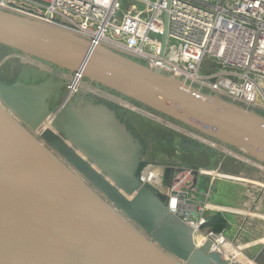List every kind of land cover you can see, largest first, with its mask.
<instances>
[{"label": "water", "instance_id": "water-1", "mask_svg": "<svg viewBox=\"0 0 264 264\" xmlns=\"http://www.w3.org/2000/svg\"><path fill=\"white\" fill-rule=\"evenodd\" d=\"M165 40L166 34L160 54ZM0 46L46 72L37 82L0 80V264H229L210 240L196 246L192 230L168 212L163 197L139 183L145 146L106 99L94 103L91 85L166 119L200 145L196 150L213 153L217 164L247 159L258 170L264 169L263 109L3 7ZM66 77L90 91L78 89L66 105L50 110L56 91L70 82ZM48 119L40 137L71 166L33 133ZM169 165L166 182L174 173ZM212 191L213 199L216 187Z\"/></svg>", "mask_w": 264, "mask_h": 264}, {"label": "built area", "instance_id": "built-area-1", "mask_svg": "<svg viewBox=\"0 0 264 264\" xmlns=\"http://www.w3.org/2000/svg\"><path fill=\"white\" fill-rule=\"evenodd\" d=\"M0 7L143 56L154 66L167 67L264 110V0H0ZM164 34L165 46L160 54ZM74 79L82 82L72 77L67 85L70 95L80 86L75 87ZM222 162L213 169H196L179 163L148 161L140 172L139 183L151 185L163 197L168 212L192 230L196 246L203 243L198 245L196 241L200 235L204 241H211L212 251L216 242L220 252L230 256V249L242 253L259 243L264 249V238L257 239L244 220L234 239L226 237L228 226L218 232L205 227L212 214H221L230 225L224 212L211 202ZM166 165L174 170L171 181L177 178V184L164 180ZM154 168L158 170L156 173L152 171ZM182 171L189 178L192 176L195 191L199 178H207L201 194L203 201L180 190V185L189 179ZM239 177L252 184L258 178L249 171L241 172ZM260 180L264 188L263 177ZM261 217L257 211L250 212L251 219ZM243 231L251 233L249 239H241ZM220 252L217 253L221 256Z\"/></svg>", "mask_w": 264, "mask_h": 264}, {"label": "rangeland", "instance_id": "rangeland-1", "mask_svg": "<svg viewBox=\"0 0 264 264\" xmlns=\"http://www.w3.org/2000/svg\"><path fill=\"white\" fill-rule=\"evenodd\" d=\"M13 53V54H12ZM8 54L15 55L17 54L15 51L3 47H0V59L4 61L6 65H8L9 69H12L13 67L20 65L19 62L12 60V59H4ZM34 72V70L32 69ZM26 83V82H24ZM59 98V95L55 97V102H57ZM112 106H115V104L111 103ZM118 109V112L120 110H123V108H120L119 106H116ZM135 108V107H134ZM137 108V107H136ZM141 109V108H138ZM143 111L148 112L149 114L160 117L150 111H147L146 109L142 108ZM121 112V111H120ZM162 118V117H160ZM130 121L127 123L128 127L131 129L132 133L142 140L145 146L144 150V159L147 161H158L162 164H174L176 162H179V164L186 166V167H192L190 165H194L196 169L203 168V166L206 167H215L217 165V162L213 155L211 154H177L178 151L180 152V146L179 143L182 141V139H188L185 134H183L180 131H177L170 127L167 124V120L162 118L161 121H158L156 119L146 117L140 113L135 112L133 109L130 112ZM123 121V120H122ZM183 128V127H181ZM184 130L188 131V129L183 128ZM227 150V149H226ZM239 166V167H238ZM240 167L245 170L249 171V174H256L261 175V171L258 170L257 167L250 165L249 163H246L245 161H240L239 159L235 158H225V160L222 162L221 170H228L229 172H233L237 169H240ZM223 168V169H222ZM264 171V169H263ZM185 172L182 171V174L184 177H188V175L184 174ZM264 179V175H262ZM189 178V177H188ZM192 176L185 182L180 185V190L187 192L189 195H193L197 201H203V196L201 195L205 188H206V180L205 177H200L197 183V191L193 190L194 184L193 180H191ZM177 183V180L175 179V182ZM214 187L217 189V193L214 194V198L211 200L212 203L215 204H223V205H234L233 198H231V193L234 189V185H232L230 182H227L225 180H218L214 182ZM262 217L260 219H254L255 223L259 225L260 230L256 234V237L258 238H264V214H261ZM227 220H230L231 222H235L236 224H231L228 226V230L226 233V237L228 239H234L238 227L242 224V221L235 218L236 216L233 215H227ZM253 223V224H255ZM207 227V225L205 226ZM248 227V226H247ZM208 228V227H207ZM242 233V240H247L250 238L249 232L243 231ZM260 244V243H259ZM253 246L252 248L244 249L241 255L244 257L245 262L249 263L253 260L257 259L258 261H261L264 264V250H262L260 245ZM234 251H232L231 255Z\"/></svg>", "mask_w": 264, "mask_h": 264}, {"label": "flooded vegetation", "instance_id": "flooded-vegetation-1", "mask_svg": "<svg viewBox=\"0 0 264 264\" xmlns=\"http://www.w3.org/2000/svg\"><path fill=\"white\" fill-rule=\"evenodd\" d=\"M12 54L11 55L8 54L4 59L10 58L12 60L19 62L20 65H17L15 67H13L12 69H9L8 65H6L2 59H0V80L3 81L4 83H12L17 79H19L22 82H26V83L37 82L38 80H41L46 76V72L44 70L39 71V69L37 68L38 64H35V66L32 64H28L25 61H23V59L20 55H18V54L12 55ZM32 69L34 70V72L32 71ZM91 86L94 87L90 92L93 95V97L96 98V100L94 101L95 104L98 102H102L103 100L106 99V102H108L107 105L110 108H113V107L117 108L116 106H112V104L110 103V102H114L113 98H112L113 93L106 90L105 88H101L100 86H96V85H91ZM57 95H59V98H58L57 102L53 103L55 101V97ZM72 96H74V95H70L68 90H67V84L66 83L63 84L62 87L56 91V93L52 99V102L49 105L50 110L52 108H54L56 105L62 106L65 103L67 104V102L72 99ZM81 98L84 99V98H86V96L83 95ZM125 103H127L129 106L124 105V104H122L123 106H119L120 108H123V110H120L121 112L119 111L118 115L120 116L121 120H123V122L126 124L127 128H129L127 123L131 120L130 119V112L132 111V108L137 107V108H141V110H142L143 107H141L140 105H138L134 102L128 101V100ZM116 110L118 111V109H116ZM45 123L49 124L47 121ZM33 133H35L34 135L36 137H38L40 142L42 144H44V146H46V148L48 150H50L54 155L58 156V158H60V160L64 161L63 158L52 147H50L43 139H41L40 135L42 133V130H41V132L40 131L38 132V130H36ZM179 146H180V148H179L180 152L178 151L177 154H182V153L183 154H194V153L210 154L207 151L196 150L195 147H199L200 145L192 144V142L188 139H182V141L179 143ZM64 163L66 165L71 166L66 161H64ZM177 163H179V162H177Z\"/></svg>", "mask_w": 264, "mask_h": 264}, {"label": "crops", "instance_id": "crops-1", "mask_svg": "<svg viewBox=\"0 0 264 264\" xmlns=\"http://www.w3.org/2000/svg\"><path fill=\"white\" fill-rule=\"evenodd\" d=\"M192 167H196V166L192 165ZM203 168L213 169V167H211V166L210 167L203 166ZM243 171H245V170H243L241 167H240V169H237L233 172H229L228 170H221V173L217 176V178H215L214 182L218 181V180H225L227 182H230L232 185H234V189L231 193V198H233V202L235 204L234 205H223V204H215L214 203V205L219 207L224 212V215H226V216L227 215H233V216H236L235 218L241 220L242 222H243V220L246 221V224L248 226V230L256 237V234L260 230V228H257V227H259V225H257L255 223L254 219H251L249 217H250L251 211H254V212L257 211L259 215L264 214V195L262 192V190H264V188L261 185V184H263V181L260 180L262 175H259V177H258V175H256L258 177V178H256L257 182L252 184L251 182L244 180V178L239 177L240 173ZM175 179L177 180V178H174V180L171 181V178H170V181L166 182V183L167 184H171V183L177 184L178 180H177V183H174ZM213 198H214V196H213ZM249 209H250V211H248ZM228 221H230V220H228ZM230 223L233 225V224H236V221L235 222L230 221ZM253 223H255V224H253ZM256 238L262 239V238H258V237H256ZM253 246H256V245H253ZM253 246H251L250 248H252ZM261 248H262V246H261ZM262 250H264V249L262 248ZM239 255H243V254L241 252H239ZM221 260H224V259L221 258ZM251 263H252V261H251ZM260 263H262V262L255 259V260H253L252 264H260ZM242 264H249V263H245V259H244Z\"/></svg>", "mask_w": 264, "mask_h": 264}, {"label": "bare ground", "instance_id": "bare-ground-1", "mask_svg": "<svg viewBox=\"0 0 264 264\" xmlns=\"http://www.w3.org/2000/svg\"><path fill=\"white\" fill-rule=\"evenodd\" d=\"M22 59H23V61H26V62H29V63H32V64H38L39 65V63H36V62H33L32 60H29V59H24L23 57H22ZM58 76V75H57ZM63 76V75H62ZM59 77V76H58ZM70 80V78L69 77H66V79H65V81H69ZM71 81V80H70ZM73 83L75 84V87L77 88V86H79V88L78 89H83V90H85V91H87V90H89L90 91V88L87 86V87H84L85 85L82 83V82H80V81H77V80H73ZM114 100H116L117 102H119L120 104H124V105H128L127 103H125V102H121L119 99H117V98H115V97H112ZM129 106V105H128ZM149 114V113H148ZM151 115V114H150ZM153 116V115H152ZM155 119H158V117H154ZM160 119V118H159ZM158 119V120H159ZM47 122L49 123V124H44L43 126H42V128L43 127H49L50 126V119H48L47 120ZM42 128H40V129H38V132L40 131L41 132V130H42ZM35 134V133H34ZM216 147H218V146H216ZM219 149H221V150H223L224 152H229L228 150H225L224 148H222V147H218ZM236 155V154H235ZM237 156V155H236ZM239 158H241V159H243V157H240V156H238ZM245 162H247V163H251L250 161H248L247 159H243ZM252 164V163H251ZM253 164L254 165H257L256 163H254L253 162ZM262 169V168H261ZM263 170V169H262ZM153 172H157L158 170L157 169H153L152 170ZM151 175H152V172L150 173ZM204 237L203 236H197L196 237V241L198 242V245L200 244V243H202L203 241H204ZM213 249H214V252H220L221 251V249H220V246L218 245V244H216V242H214V246L212 247ZM230 251H234L233 252V254L234 255H232V256H230V255H228V254H226V253H222V252H220L221 253V258L222 259H224L225 261H227L229 264H242V262H243V260H244V258L241 256V255H239V252L237 251V250H235V249H230ZM240 256V257H239ZM246 263V262H245ZM249 264H252L251 262H249Z\"/></svg>", "mask_w": 264, "mask_h": 264}, {"label": "trees", "instance_id": "trees-1", "mask_svg": "<svg viewBox=\"0 0 264 264\" xmlns=\"http://www.w3.org/2000/svg\"><path fill=\"white\" fill-rule=\"evenodd\" d=\"M0 47L3 48V46ZM260 114L264 115L263 113ZM210 154L213 155L214 158H216L213 153ZM206 225L209 229L218 232L227 226V221L224 219V217L221 214H212L208 216V223Z\"/></svg>", "mask_w": 264, "mask_h": 264}]
</instances>
